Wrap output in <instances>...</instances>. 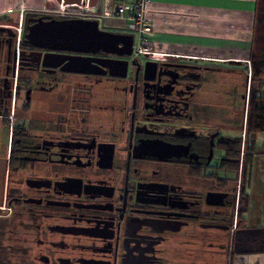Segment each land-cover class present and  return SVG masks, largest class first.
<instances>
[{"label": "flooded vegetation", "instance_id": "flooded-vegetation-1", "mask_svg": "<svg viewBox=\"0 0 264 264\" xmlns=\"http://www.w3.org/2000/svg\"><path fill=\"white\" fill-rule=\"evenodd\" d=\"M48 17L27 18L26 30L38 19L68 20ZM13 39L0 33V51L13 49L0 78V129L9 131L0 264H168L166 243L225 248V233L238 229L237 204L231 216L225 210L236 196L231 175L243 166L239 104L248 113L249 63L225 67L203 54L141 61L133 52L43 50ZM45 54L90 58L92 73L67 72L66 61L43 65ZM114 61L127 62L126 76L113 75ZM220 86L245 90L230 100L228 118ZM241 136L237 159L232 141Z\"/></svg>", "mask_w": 264, "mask_h": 264}, {"label": "crops", "instance_id": "crops-1", "mask_svg": "<svg viewBox=\"0 0 264 264\" xmlns=\"http://www.w3.org/2000/svg\"><path fill=\"white\" fill-rule=\"evenodd\" d=\"M103 1L99 0L97 6L91 9L99 10ZM60 6L57 0H0V21L3 22L0 27L11 24L5 21L17 19L21 12L27 16L39 15L35 12L43 13ZM262 8L264 0H150L146 12V20L151 27L148 39L156 50L163 53L189 57L203 54L212 60H219L225 67H231L230 61L235 60L240 67L249 63L255 72ZM12 52L8 43L0 51V78L4 76L5 65ZM262 65L255 79L257 86H252L260 91V95H264ZM220 89L225 95V116L228 118L232 111L229 109L230 100L245 90L243 86H220ZM239 107L240 113L244 114L245 126L246 103L240 102ZM249 157V207L242 228L232 235L228 247L229 264H264V133L256 137V148Z\"/></svg>", "mask_w": 264, "mask_h": 264}, {"label": "water", "instance_id": "water-1", "mask_svg": "<svg viewBox=\"0 0 264 264\" xmlns=\"http://www.w3.org/2000/svg\"><path fill=\"white\" fill-rule=\"evenodd\" d=\"M61 6H77L82 9L95 8L99 0H57ZM25 35V43L43 50L68 51V52H96L103 50L107 53L131 55L133 37L128 35L113 34L111 32L100 29L99 23L96 21H88L81 19L68 20H36L34 25L27 29ZM119 44L127 50L118 51L116 48ZM127 44V45H126ZM51 58L60 59V55L45 54L43 56V65L58 67L66 61L63 70L78 74H90L91 63L90 58L84 57H66L61 58L59 62L47 64ZM114 68L120 69L115 72V76H126L127 62L114 61ZM154 65L147 63V66Z\"/></svg>", "mask_w": 264, "mask_h": 264}, {"label": "rangeland", "instance_id": "rangeland-1", "mask_svg": "<svg viewBox=\"0 0 264 264\" xmlns=\"http://www.w3.org/2000/svg\"><path fill=\"white\" fill-rule=\"evenodd\" d=\"M69 11L71 10L61 9L60 7H53L51 10H46L43 13L42 12H35V13L39 15L44 14L45 16H52L54 18H62V16L65 13L67 14ZM260 13H261L260 23H259L258 32H257L258 42H257L256 51H255L256 67L254 68L255 70L254 86H257V82L255 81V79L258 78L257 72L260 71V64H264V8H262ZM26 16L27 15H25V12H21L20 16L17 19L13 18V20L12 19L10 20L8 19V21L4 20L5 22H10L11 24L5 25V27H0V33H2L3 35H7L8 33L14 34V39L12 43L13 46L21 47L23 45V35L25 32ZM0 23H3L2 20L0 21ZM108 30L110 32L120 33V34L128 33L121 26L117 24H114V25L108 24ZM138 58L140 60L143 59L141 57H138ZM263 66L264 65H262V67ZM262 70H263L262 75L264 78V69ZM24 75L25 74H23V78H24ZM244 128H243V131H244ZM7 135H8L7 125L6 127L2 126V128L0 129V159L2 158V153L6 145ZM234 135L239 136V134L236 132L234 133ZM239 177H240V171H239V174L235 172L234 175L233 174L231 175V178H233L234 180L233 182H231L230 191L234 192V190H236V196H235V200L232 201V203H230L231 204L230 207L225 210L226 217L231 216V212L233 210L232 205H235L236 207V204L239 199V193L241 190ZM231 233H232V230L229 231V233L228 232L225 233L224 238H225L226 246L223 249L219 247L218 248L210 247L209 249L202 250L200 249L199 246L193 245V247H190V250L188 251L189 245L183 244L182 248L181 247L178 248L177 246H175L174 243H166L164 247L162 248V251L165 252V255H163V260L172 259V263H168V264H229L230 263L229 262L230 261V251H229L230 249L228 247L231 244V236H232ZM176 252H178V254L182 253V255L176 256ZM177 258L179 259V261H174V259H177ZM10 262H7V264L8 263L10 264ZM161 264H165L164 261Z\"/></svg>", "mask_w": 264, "mask_h": 264}, {"label": "built area", "instance_id": "built-area-1", "mask_svg": "<svg viewBox=\"0 0 264 264\" xmlns=\"http://www.w3.org/2000/svg\"><path fill=\"white\" fill-rule=\"evenodd\" d=\"M149 3L150 0H104L99 10L82 9L77 6L60 8L71 10L62 18L96 21L103 31H108V24L121 26L133 37L132 52L136 57L161 61L173 54L160 52L149 42L148 34L151 27L146 20Z\"/></svg>", "mask_w": 264, "mask_h": 264}, {"label": "trees", "instance_id": "trees-1", "mask_svg": "<svg viewBox=\"0 0 264 264\" xmlns=\"http://www.w3.org/2000/svg\"><path fill=\"white\" fill-rule=\"evenodd\" d=\"M35 15L26 16V19L29 17H33ZM49 19H53V17H48ZM25 19V22H26ZM27 30L25 28V32L23 35V40H25V35ZM23 47L28 46L25 42H23ZM254 86V84H253ZM261 86V84H260ZM264 133V95H260V91L256 90L254 87L252 88L250 99L248 103V113L246 120V131H245V140H244V155H243V166L239 177L240 182V193L239 199L237 202V226L238 228H242V224L245 220V214L248 211L249 207V195H248V168L250 157L252 152H254L256 148V137L259 134ZM235 147V155L237 159L241 157V149L243 145V138H237L232 141ZM236 173L239 174L240 167L239 164H236Z\"/></svg>", "mask_w": 264, "mask_h": 264}]
</instances>
